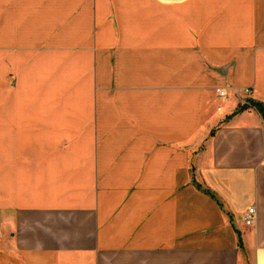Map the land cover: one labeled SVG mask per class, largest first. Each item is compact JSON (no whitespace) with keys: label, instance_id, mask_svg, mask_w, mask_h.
Instances as JSON below:
<instances>
[{"label":"crops","instance_id":"0c3cea01","mask_svg":"<svg viewBox=\"0 0 264 264\" xmlns=\"http://www.w3.org/2000/svg\"><path fill=\"white\" fill-rule=\"evenodd\" d=\"M248 100L264 0H0V264H264Z\"/></svg>","mask_w":264,"mask_h":264},{"label":"built area","instance_id":"2783aa9c","mask_svg":"<svg viewBox=\"0 0 264 264\" xmlns=\"http://www.w3.org/2000/svg\"><path fill=\"white\" fill-rule=\"evenodd\" d=\"M245 94H250V90L248 88H246L244 90ZM220 95L221 96H225V92L224 91H220ZM256 216H257V212L256 209L254 207L249 208L245 214L243 215V223L245 226L247 227H251L255 221H256Z\"/></svg>","mask_w":264,"mask_h":264},{"label":"trees","instance_id":"16d2710c","mask_svg":"<svg viewBox=\"0 0 264 264\" xmlns=\"http://www.w3.org/2000/svg\"><path fill=\"white\" fill-rule=\"evenodd\" d=\"M250 108L256 109L260 113V115L262 116V118L264 119V104L259 103V102H255L253 100H248L245 104H241L238 107V109H237V111H236L235 114L240 113V112H243V111H246V110H248ZM198 188L201 189L200 186H198ZM211 195L215 198V196L213 194H211Z\"/></svg>","mask_w":264,"mask_h":264}]
</instances>
